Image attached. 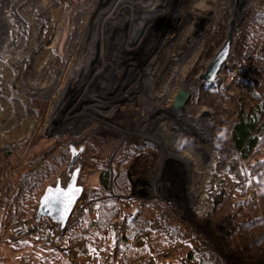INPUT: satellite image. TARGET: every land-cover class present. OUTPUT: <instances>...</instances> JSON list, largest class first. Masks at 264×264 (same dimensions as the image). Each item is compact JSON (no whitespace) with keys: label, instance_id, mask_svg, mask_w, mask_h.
Here are the masks:
<instances>
[{"label":"rangeland","instance_id":"1","mask_svg":"<svg viewBox=\"0 0 264 264\" xmlns=\"http://www.w3.org/2000/svg\"><path fill=\"white\" fill-rule=\"evenodd\" d=\"M12 4L20 37L16 41L15 30L10 39L16 41L17 51L27 54L0 63L8 94H0V179L31 150L59 138L68 149L69 144L84 146L75 162L83 192L63 229L48 217L36 221L37 204L34 212L3 233L0 223V264H34L52 250L58 251L53 264L179 260L197 264L187 253L197 251L201 240L212 244L221 264H233L223 242L239 218L238 203L252 201L253 195H240L238 183L215 171L223 144L215 124L227 113L223 102L212 103L200 95L204 87L226 90L242 67L246 21L256 12L264 13V1H243L218 86L200 85L198 75L227 35L233 0H12ZM2 25L0 36L6 40ZM24 38L30 51L21 44ZM261 38L254 47L261 58L246 68L258 91H264V33ZM181 80L191 94L178 112L170 106ZM36 137L45 141L32 145ZM210 143L213 157L206 164L212 175L199 187L198 159L205 157L200 154ZM124 156L130 158L118 169L115 193L113 169ZM68 161L69 152L44 187L57 177L66 182L71 172ZM104 169L110 176L106 189L97 181ZM216 183L218 192L212 198ZM44 187L36 193L37 200ZM111 200L119 216L109 227L87 238L69 237L74 225L86 219L88 207H93L90 216L95 219L100 203ZM152 202L194 227L195 235L181 238L166 230L143 229L128 239L126 259L112 260L120 216L134 215L141 204ZM19 225L27 227L13 235L12 229ZM20 240L27 242V248L14 250L12 244Z\"/></svg>","mask_w":264,"mask_h":264},{"label":"trees","instance_id":"2","mask_svg":"<svg viewBox=\"0 0 264 264\" xmlns=\"http://www.w3.org/2000/svg\"><path fill=\"white\" fill-rule=\"evenodd\" d=\"M246 26L247 44L243 49L242 67L233 76L226 90L204 87L202 89L204 92L200 95L201 98L212 100V103L223 102L222 109L227 113L225 119L215 124L223 138V144L215 162V171L219 174H226L232 181L238 183L237 191L240 195L248 193L253 195L252 201L244 200L238 203L240 204L239 218L234 230L223 242L225 253L233 264L264 263V91H258L246 73V68L251 66L253 61L261 58L254 47L262 42L264 13L256 12L250 15ZM39 141H45V139L36 137L32 145ZM141 145L137 146L132 153L135 154L142 147ZM212 151L214 148L210 143V148L205 149L204 154H200L205 157L198 159L202 163L199 187L212 175V171L206 164V160L213 157ZM68 152L69 149L65 146L64 140L56 138L48 146L46 144V146L31 150L25 160L13 165L1 177L0 210L2 216L0 223L2 233L12 223L25 219L29 212H34L37 204L36 193L53 179L56 169L66 160ZM129 158L125 156L120 158L118 167L113 169L112 184L115 193L119 192L115 183V178L121 175L118 169L124 166ZM97 181L101 188L106 189L110 181L109 171L102 170ZM124 189L128 190L129 187L126 185ZM203 200L204 197L201 195L198 204L203 203ZM92 209V206L88 207L86 219L83 218L82 222L74 225L69 236L71 239L87 238L91 233L109 227L114 218L119 216V208L112 200L100 203L95 219L90 216ZM143 229L166 230L173 237L181 235V238L195 235L197 231L189 224L180 221L161 204L143 203L136 214L123 213L120 216V231L116 235L112 260L123 262L126 259L125 250L129 246L128 239L133 238ZM21 241L24 240L15 242L12 248L14 250L26 249L27 242ZM211 245L207 240H201L200 248L195 252L189 250L187 257L195 260L197 264H221L219 255L211 249ZM57 255L58 251L52 250L50 254L39 257L33 262L34 264H53ZM28 257L31 259L30 256ZM175 264H185V262L179 260Z\"/></svg>","mask_w":264,"mask_h":264},{"label":"water","instance_id":"3","mask_svg":"<svg viewBox=\"0 0 264 264\" xmlns=\"http://www.w3.org/2000/svg\"><path fill=\"white\" fill-rule=\"evenodd\" d=\"M243 1L233 0V8L238 10ZM230 49L231 35H226L218 50L207 63L204 71L198 75V79L204 85L211 86L216 80L222 67L225 65ZM190 94L189 89L184 88V81L181 80L180 87L172 100V108L180 112ZM83 147V145H80L76 148L74 144H69V161L67 167L71 168L70 175L64 184L61 183V178L57 177L53 184H47L44 187L37 200L35 210L36 221L41 217H48L58 223L59 228L63 229L65 227L67 220L75 208L76 202L83 192V186L78 182L80 166L75 165Z\"/></svg>","mask_w":264,"mask_h":264},{"label":"built area","instance_id":"4","mask_svg":"<svg viewBox=\"0 0 264 264\" xmlns=\"http://www.w3.org/2000/svg\"><path fill=\"white\" fill-rule=\"evenodd\" d=\"M15 10L16 9L14 8V6L12 4V0H0V25L3 24L2 29H4V32L7 33V35L5 37L6 40H4V38L0 36V44H1V46H0V63H2L3 61H6L7 58L17 59V58H19L20 55L24 56L25 54H27V52H24V54H21L22 51H17L16 41L20 37V32H19V27L17 26L19 24L16 23V19H15ZM27 10L29 11V9H27ZM23 14H24V12L22 11V15ZM5 24H6V26H5ZM38 29H36V30H38ZM15 30L18 33V37H17L15 42H12V40L10 39V35ZM1 33L2 32L0 30V34ZM23 40H26V38L22 39V41ZM21 44L24 46V49L26 48L27 51H30V48L27 47V41H23ZM1 79H3V75L0 74V94H1V92H4L5 95H8L7 92L5 91V87L7 84L3 85L4 83L1 82ZM0 116H1V114H0ZM1 132H2V130L0 129V134H1ZM26 227L27 226L22 227V225L16 226L12 229V234L14 235L18 232H21V231L25 230Z\"/></svg>","mask_w":264,"mask_h":264},{"label":"bare ground","instance_id":"5","mask_svg":"<svg viewBox=\"0 0 264 264\" xmlns=\"http://www.w3.org/2000/svg\"><path fill=\"white\" fill-rule=\"evenodd\" d=\"M251 4V3H250ZM246 8V6H244L242 9ZM240 13H241V7L238 9V10H235L233 8V11H232V14H231V18L229 19V22H228V28H227V35H231V42L233 41V32L235 30V27H236V24H237V21L239 20L240 18ZM190 32V31H189ZM231 47H232V44H231ZM231 54V49H230V52H229V55ZM228 55V58L227 60L229 59V56ZM226 60V61H227ZM153 63V62H152ZM226 63L225 65L222 67L221 71H224V69L226 68ZM222 78L223 76L222 75H218L216 80L211 84V85H214V86H218V85H221L222 84ZM200 81V85L203 84V82L198 79ZM172 107V106H170ZM217 188V183H216V186H215V192L213 193L212 195V198L215 196V193L218 192V189L216 190Z\"/></svg>","mask_w":264,"mask_h":264}]
</instances>
